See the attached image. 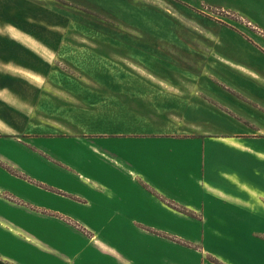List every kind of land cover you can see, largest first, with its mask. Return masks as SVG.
Masks as SVG:
<instances>
[{
	"label": "rangeland",
	"instance_id": "1",
	"mask_svg": "<svg viewBox=\"0 0 264 264\" xmlns=\"http://www.w3.org/2000/svg\"><path fill=\"white\" fill-rule=\"evenodd\" d=\"M263 44L264 0H0V55L18 60L27 48L48 58L37 82H42L41 77L48 82V114L64 121L65 129L81 128L78 118L71 116L73 105L58 106L57 96L64 94L57 89L64 87L67 93L77 89V94H94L97 106L81 105L88 111L123 115L127 111L130 121H138L130 125L144 117L169 131L181 124L190 133L210 130L229 135L250 129L251 136H264L257 132L264 127ZM33 70L12 72L29 82L36 80ZM242 85H255L254 93ZM51 155L10 138L0 139V187L10 193L0 196L14 203L0 201L1 232L9 225L46 229L33 219L35 212L42 211L40 205L35 208L36 202L72 195L70 189L60 190L58 182L52 186L59 178L52 172L47 176L46 170L71 181L78 180L82 170L71 164L55 168L62 155ZM84 177L104 181L86 169ZM220 184L232 188L226 181ZM204 214L198 215L212 218ZM210 216L217 217L213 226L211 222L204 226L199 217L186 224L175 218L178 226L187 227L186 234H159L158 247L145 238L146 256L154 259L151 264H264V226L259 220L240 227L227 220L223 210ZM83 222L119 244L118 236L109 235L118 220ZM155 230L169 232L162 226ZM131 234L123 237H137ZM6 239L9 244L19 243Z\"/></svg>",
	"mask_w": 264,
	"mask_h": 264
},
{
	"label": "crops",
	"instance_id": "2",
	"mask_svg": "<svg viewBox=\"0 0 264 264\" xmlns=\"http://www.w3.org/2000/svg\"><path fill=\"white\" fill-rule=\"evenodd\" d=\"M39 41L48 44V40ZM23 49L18 60L0 55V139L26 144L42 155L61 153L55 168L71 164L82 171L78 180L71 181L66 175L46 170L47 176L52 172L59 178L52 186L58 182L60 190L70 189L72 195L47 198L45 204L36 202L35 208L40 205L42 211L35 212L33 219L46 229L9 225L5 232L0 231V264H151L154 259L146 256L145 238L158 247L159 234H186L187 227L178 226L175 218L186 224L199 217L204 226L210 222L213 226L217 217L210 215L222 214V210L227 220L240 227L256 225V220L264 226V136H251L250 129L229 135L210 130L190 133L181 124L169 131L153 118L142 116L139 124L130 125L138 121H130L127 111L124 115L111 110L88 111L83 106H97L95 95L77 94V89L67 93L64 87L57 89L64 94L57 96L58 106L73 105L71 116L78 118L81 128L65 129L64 121L48 114V82L43 77L37 82L48 67V58ZM17 69L36 70L32 73L36 80H22L12 72ZM255 87L243 88L254 93ZM262 128L257 132L264 135ZM85 169L104 181L82 178ZM221 181L232 188L225 189L226 184L221 187ZM4 191L9 193L0 187V195ZM0 201L14 204L1 196ZM200 212L212 218H203ZM64 219L78 225L67 224ZM85 219L118 220L109 235L118 236L119 244L105 237L103 230L85 224ZM160 226L169 232L156 231ZM130 233L137 237H123ZM6 237L19 243L9 244Z\"/></svg>",
	"mask_w": 264,
	"mask_h": 264
}]
</instances>
